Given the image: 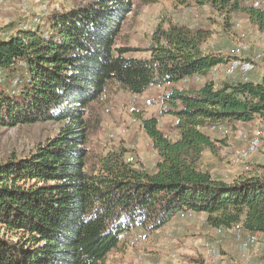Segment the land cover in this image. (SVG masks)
Listing matches in <instances>:
<instances>
[{"label":"trees","instance_id":"1","mask_svg":"<svg viewBox=\"0 0 264 264\" xmlns=\"http://www.w3.org/2000/svg\"><path fill=\"white\" fill-rule=\"evenodd\" d=\"M193 1L226 14L243 10L264 25V11L247 0ZM131 6L92 0L52 12L42 25L0 30V126L61 123L28 156L0 163V264H103L123 233L152 232L182 211L264 236V162L230 181L201 164L216 141L206 126L264 121V79L178 86L226 59L203 52L200 31L173 24L154 32L149 57L126 56L133 49L115 41ZM109 81L133 94L170 84L164 110L175 117L173 138L156 116L135 113L158 156L153 171L126 161L123 149L87 168L85 114Z\"/></svg>","mask_w":264,"mask_h":264},{"label":"rangeland","instance_id":"2","mask_svg":"<svg viewBox=\"0 0 264 264\" xmlns=\"http://www.w3.org/2000/svg\"><path fill=\"white\" fill-rule=\"evenodd\" d=\"M90 1L3 0L0 30L11 22L42 25L52 12L84 6ZM130 1L131 10L126 14L115 41L118 47L133 49L127 51L126 56L149 57L148 47L157 29H167L172 24L185 26L191 31H200L203 37L201 48L205 53L220 50L229 54L244 46L241 56L254 65V69L247 74L248 81L262 80L264 25L256 17L243 10L226 14L207 5H198L193 0ZM244 4L264 11V0H247ZM226 69V63H221L214 66L206 77H194L177 85L197 86L207 79L216 84L241 79L239 72L227 74ZM169 89L170 84L151 86L142 93L133 94L115 81H109L85 114L88 170L108 151L123 149L124 158L132 156L135 167L153 171L158 156L135 113L139 112L144 117L156 116L159 128L173 138L176 134L175 117L164 110L165 95ZM60 126L61 123L51 120L0 126V163L28 156L38 145L53 137ZM117 130H122V134L115 135ZM205 131L216 141L212 150L205 149L201 164L213 177L230 181L264 162L263 120L256 118L249 123L233 124L218 122L206 126ZM112 134L114 137H111ZM253 135L261 138V146L236 161L237 152ZM127 233L103 264H187L197 259H203L207 264H264L263 235H260L257 245L243 250L227 229L218 234L216 227L206 222L203 213L187 211L183 217L177 214L152 232L132 229ZM206 243L210 245L209 252L204 247Z\"/></svg>","mask_w":264,"mask_h":264},{"label":"built area","instance_id":"3","mask_svg":"<svg viewBox=\"0 0 264 264\" xmlns=\"http://www.w3.org/2000/svg\"><path fill=\"white\" fill-rule=\"evenodd\" d=\"M3 6V0H0V9H2ZM40 21V18L37 19ZM244 46L238 47L234 49L232 53H224L220 50L215 51V56L217 57H223L226 59V73L227 74H233L235 71L239 72L241 79L243 81H248L247 74L254 69V65L252 62H250L248 59H245L241 56L244 50ZM194 77H200L199 75H195ZM193 77V78H194ZM264 79V75L262 77ZM185 80H189V78H185ZM116 134H122V130H117ZM111 137H114V134L111 135ZM261 146V138L258 135H253L246 145L241 148L237 152L236 161H240L244 157L248 156L249 154L255 152L258 150V148ZM126 161L131 162L133 161V157L129 156ZM185 214H187V211H182L179 213L181 217H183ZM224 229H227L235 238V240L239 243L241 249L246 250L251 247H254L259 243L260 240V233L258 232H252L244 229L241 225V223H234L229 228H222V227H216V232L218 234H222ZM204 247L206 248V252L210 251V245L208 243L204 244ZM243 255V253H241Z\"/></svg>","mask_w":264,"mask_h":264},{"label":"crops","instance_id":"4","mask_svg":"<svg viewBox=\"0 0 264 264\" xmlns=\"http://www.w3.org/2000/svg\"><path fill=\"white\" fill-rule=\"evenodd\" d=\"M166 86V85H165ZM149 89V88H148ZM168 92V91H167ZM249 123V122H248ZM163 132H164V130L163 129H161ZM263 162V161H262ZM127 234H129V233H125L122 237H125ZM261 235V234H260Z\"/></svg>","mask_w":264,"mask_h":264}]
</instances>
